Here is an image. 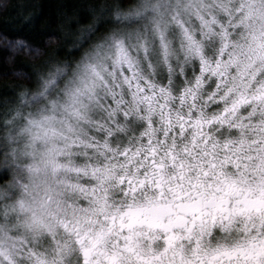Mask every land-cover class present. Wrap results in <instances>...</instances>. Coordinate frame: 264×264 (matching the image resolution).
<instances>
[{"label":"clouds","instance_id":"9594fccd","mask_svg":"<svg viewBox=\"0 0 264 264\" xmlns=\"http://www.w3.org/2000/svg\"><path fill=\"white\" fill-rule=\"evenodd\" d=\"M86 7L0 96V264H264V0Z\"/></svg>","mask_w":264,"mask_h":264},{"label":"trees","instance_id":"16d2710c","mask_svg":"<svg viewBox=\"0 0 264 264\" xmlns=\"http://www.w3.org/2000/svg\"><path fill=\"white\" fill-rule=\"evenodd\" d=\"M91 0H0V96L21 81L16 72L29 73L49 53L68 42V34L89 19ZM17 40L24 43L14 50ZM25 48L28 49L25 52ZM41 50V56L33 54ZM62 54V53H60ZM59 54V55H60Z\"/></svg>","mask_w":264,"mask_h":264},{"label":"rangeland","instance_id":"374dc122","mask_svg":"<svg viewBox=\"0 0 264 264\" xmlns=\"http://www.w3.org/2000/svg\"><path fill=\"white\" fill-rule=\"evenodd\" d=\"M70 34V33H69ZM68 37L70 38V36L68 35ZM69 41V40H68ZM66 44V43H65ZM64 44V45H65ZM64 45H62L56 52L57 55H59L60 53H63L64 52Z\"/></svg>","mask_w":264,"mask_h":264}]
</instances>
